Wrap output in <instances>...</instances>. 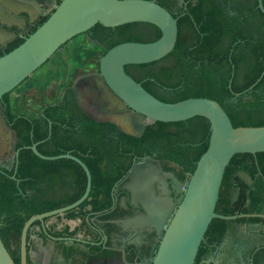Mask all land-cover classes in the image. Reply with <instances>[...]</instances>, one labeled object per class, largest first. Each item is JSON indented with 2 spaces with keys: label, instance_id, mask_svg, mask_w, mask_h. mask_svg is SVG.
Listing matches in <instances>:
<instances>
[{
  "label": "trees",
  "instance_id": "trees-1",
  "mask_svg": "<svg viewBox=\"0 0 264 264\" xmlns=\"http://www.w3.org/2000/svg\"><path fill=\"white\" fill-rule=\"evenodd\" d=\"M221 2L198 0L197 10L178 21V39L173 52L158 62L128 66L126 73L163 102L208 98L223 107L234 127H261L264 126V14L257 9L253 14L238 11L231 16L222 10ZM255 3L257 7L258 1L255 0ZM203 7L208 8L207 13H203ZM96 27L104 29L100 24ZM118 30L123 39L106 44V51L120 43H148L161 36L157 27L145 23L121 26ZM144 34L153 39L146 40L140 36ZM67 93L62 102L49 105L43 115L35 118L13 114L10 94L3 99L7 116L11 121H17L15 128L19 133L20 146L33 145L50 135L55 149L46 152L41 145L37 149L45 156H58L70 149H60L63 132L68 136L78 134L81 137L76 148L78 151L74 154L88 167L93 178L92 190L87 201L80 206L81 209L90 206L99 214L106 212L107 202L99 200L105 162L115 169V158L119 156L132 159L164 151L169 152L179 166L194 172L197 162L209 146L211 131L205 118L196 117L178 123L155 122L147 126L141 137H135L123 133L113 123L93 120L78 105L72 107L68 99L73 100L72 90L69 88ZM184 132L190 134L189 139L196 145L192 161L186 151L179 150L180 144L185 142ZM63 165L82 170L79 164L71 160H43L31 149H22L16 176V179L21 180L20 186L17 187L16 180L0 177V237L16 264H20V241L25 223L36 214L62 205H52L47 209L35 206L25 217L13 220L8 214L14 211L13 205L16 203L56 202L46 200L48 190L43 186L49 171L52 183L50 190L56 191L54 185L59 181V169ZM127 168L121 166L122 170ZM240 173L248 174L252 184L246 183L239 176ZM82 174L84 184L80 197L86 190L84 170ZM80 197L69 202H76ZM216 213L224 216L264 214V153L238 154L233 157L224 174ZM5 215L8 217L4 218ZM108 218L109 215L104 214L101 219L106 221ZM255 222L264 223V219H214L200 246L196 262H201L230 232H235L243 224ZM28 264L31 262L28 261Z\"/></svg>",
  "mask_w": 264,
  "mask_h": 264
},
{
  "label": "water",
  "instance_id": "water-1",
  "mask_svg": "<svg viewBox=\"0 0 264 264\" xmlns=\"http://www.w3.org/2000/svg\"><path fill=\"white\" fill-rule=\"evenodd\" d=\"M258 7L264 14L263 0H258ZM137 23L157 27L160 38L148 43L124 42L114 46L99 59L96 77L100 89L91 88L84 97L78 92V83L72 89L78 106L87 116L98 122L113 123L123 133L135 137H141L147 126L155 122L178 123L196 117L208 120L209 146L172 209H168V202H160L156 196L153 164H138L130 173L128 187L133 195L131 205L142 204L148 216L133 218L126 225L135 224L141 229L149 227L157 235L159 247L151 264H196L200 246L214 219L264 218L262 214L224 216L216 213L224 174L233 157L264 153V126L234 127L223 107L208 98L163 102L126 73L128 66L158 62L173 52L178 39V20L170 11L154 0H62L21 45L0 57V100L47 64L61 48L96 25L116 28ZM89 78L85 77L81 82ZM106 99L112 101L109 107L102 105ZM92 103L101 108H93ZM124 119L127 123L123 125ZM31 150L43 160L76 162L86 172L87 187L75 203L36 215L25 223L20 241V264H28L31 226L78 208L88 199L92 189L91 173L77 157L70 154L45 156L38 151L37 145ZM0 264H16L1 237Z\"/></svg>",
  "mask_w": 264,
  "mask_h": 264
},
{
  "label": "flooded vegetation",
  "instance_id": "flooded-vegetation-1",
  "mask_svg": "<svg viewBox=\"0 0 264 264\" xmlns=\"http://www.w3.org/2000/svg\"><path fill=\"white\" fill-rule=\"evenodd\" d=\"M61 1L0 0V57L14 50L13 47L34 33ZM154 1L168 9L178 21L185 15H191V12L199 7L197 6L198 0ZM221 1L222 10L231 16L236 15L238 11L253 14L257 9L260 10L258 5L255 6V0ZM201 10L203 13L208 12L207 7ZM191 20L194 21L192 18ZM93 28L83 35L98 44L105 52L106 44L123 39L119 33V27L97 29L95 26ZM140 36L146 40L153 39L146 34ZM131 73L137 76L134 71ZM72 87L73 85L63 91L58 102L64 100L70 88L73 93V100L68 98L70 105L72 107L78 105ZM51 104L54 103H42L40 115H43L45 108ZM12 113L16 114L13 111ZM16 123L17 121H11L7 116L4 99L0 100V177L5 176L16 180L17 187H19L21 180L16 179V176L22 149H31L33 145L37 147L41 145L44 151L51 152L55 149V144L50 140L49 135L33 145L20 146L19 133L15 128ZM80 138L78 134L68 136L63 132L60 137V149L70 148L66 154L78 158L74 153L78 151L76 148L79 146ZM183 138L185 142L180 144L179 150L186 151L189 160L192 161L196 145L189 139L188 132L183 133ZM115 159V169H112L114 166L111 168L108 162L103 164L101 177L103 180L100 184L102 193L99 200L107 202L108 208L104 214L109 215V218L103 221L101 218L104 214L94 212L90 206L86 209H81L79 206L61 215L47 218L43 223L35 222L28 235V261L31 264H151L159 247L156 233L152 232L153 230L149 227L141 229L135 224L126 225L133 218L148 216V211L142 204L131 205L133 195L128 188L131 182L130 173L140 163L153 164L157 180L154 185L156 196L160 202H168V209H172L179 202L193 172L179 166L171 154L164 151L132 159L126 156H119ZM121 166L128 168L122 170ZM82 170L67 165L61 166L59 181L54 185L56 191L50 190L52 183L48 171L47 182L43 186L45 190H48L45 194L46 200L56 202L16 203L13 205L14 211L12 210L8 216L13 220L20 216L25 217L35 206L47 209L56 204L65 207L75 203L69 201L80 197L84 184ZM85 177L87 187L86 172ZM196 264H264V223L243 224L235 232H230L219 246L209 251L207 256Z\"/></svg>",
  "mask_w": 264,
  "mask_h": 264
},
{
  "label": "rangeland",
  "instance_id": "rangeland-1",
  "mask_svg": "<svg viewBox=\"0 0 264 264\" xmlns=\"http://www.w3.org/2000/svg\"><path fill=\"white\" fill-rule=\"evenodd\" d=\"M104 53L103 48L88 40L85 35L78 36L10 94L12 111L35 118L40 115L42 103L60 101L63 91L71 85L78 83V92L83 97L91 88L100 89L99 79L96 76L99 73V59ZM88 76L89 79L81 82V79ZM111 102L106 99L102 105L109 107ZM92 107L97 110L101 108L100 105L93 103ZM126 123L127 120L124 119L121 124ZM133 132L137 133V130ZM240 176L245 182L250 183L251 178L248 174L240 173Z\"/></svg>",
  "mask_w": 264,
  "mask_h": 264
}]
</instances>
